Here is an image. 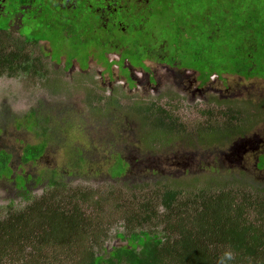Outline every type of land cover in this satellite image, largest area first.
<instances>
[{"label": "trees", "instance_id": "16d2710c", "mask_svg": "<svg viewBox=\"0 0 264 264\" xmlns=\"http://www.w3.org/2000/svg\"><path fill=\"white\" fill-rule=\"evenodd\" d=\"M41 3L53 22L46 26L37 18L30 20L38 21L41 29L56 30L50 37L55 41L62 29L56 28L62 22L63 13L58 12L64 8L53 0ZM187 3L188 0L131 2L127 30L135 33L138 41L126 46L136 49L137 60L165 57L169 64L201 70L206 79L213 73L264 78V11L259 0H206L183 8ZM71 15L77 18L73 28L79 33L87 32L94 22L87 16L81 21L78 6ZM148 19L158 21L156 31L148 26L130 27L134 22L147 25ZM43 33L40 39H45ZM112 33L111 44L120 46L125 42L124 31L114 27ZM40 39L23 38L0 26V76L28 73L37 74L45 82L51 79L54 70L38 47ZM140 40L146 41L139 45ZM238 110L229 117L241 126L250 121L253 113L247 108ZM35 112L29 110L19 124L27 122L32 127L37 120ZM155 112L159 113L158 131L143 134L146 146L152 144L151 147L170 141L169 135L175 132L164 131L166 123L171 122L169 108L157 106ZM220 137L217 131L207 132L202 143L209 145ZM44 146V142L26 144L22 159H35ZM9 159L10 154L0 149V176L10 174ZM114 161L111 167L116 164L117 171L111 176L116 178L125 173L127 163L120 157ZM197 180L200 178L189 182L155 181L149 187L144 182L124 185L121 187L126 196L122 200V196L113 195V186L99 192L70 187L61 178H49L41 195L22 193L21 207L0 205V264H221L222 258L225 264H264V192L241 180L212 178L196 186ZM107 206L114 213L104 211ZM159 207L161 212L157 211ZM113 214L124 218L128 236L117 234L125 244L108 250L102 246L107 234L103 219ZM154 219L162 222V232L135 228ZM98 242L101 251L97 250ZM226 252L231 254L230 259L224 257Z\"/></svg>", "mask_w": 264, "mask_h": 264}, {"label": "rangeland", "instance_id": "374dc122", "mask_svg": "<svg viewBox=\"0 0 264 264\" xmlns=\"http://www.w3.org/2000/svg\"><path fill=\"white\" fill-rule=\"evenodd\" d=\"M20 1L18 0V2ZM37 1L41 3V0ZM205 1L188 0L183 8L195 7ZM259 1L264 11V0ZM5 10H11V5L8 2H5ZM156 23H158L156 19H148L147 25L145 23H141V25L156 31L158 29ZM0 26L7 29L6 24L0 23ZM138 26L139 24L136 25V22L130 25L132 28ZM18 30L23 38L27 37L28 39H40L44 36L43 32L46 33L44 38L50 39L51 32H56L50 28H47V31L41 29L39 22L35 19L24 23ZM124 37L125 42L130 45H134L135 41H138L136 34ZM51 39L52 45L56 47L54 39ZM144 41L146 40H140L139 43ZM38 45L42 53L45 54L44 47H41L39 43ZM130 48L133 47H129V50H132ZM109 59H114V56L110 55ZM213 59H217V56H213ZM148 63L160 82L163 73L168 76L170 82L162 83L156 91L148 92L147 87L143 86L144 88H142L141 86L136 92L130 94L126 89L124 101L142 102L148 100V103L157 101L163 107L173 111L175 117H181V114L187 115L189 112L191 115L194 109L188 107L182 98L183 94L177 92L180 88L177 84L180 83L178 72L176 70L167 71L152 62ZM93 66L96 65L93 64ZM48 68L51 70L50 66ZM112 70L116 72L115 65L112 66ZM38 77L37 74L29 75L28 73L14 77L0 76V149H5L12 154L10 166L14 171L18 170L19 173L27 171L28 174L33 175L32 179H39L40 185L28 184L27 190L30 196L37 197L44 192L48 185L47 178H61L70 187L93 188L99 192H105L108 187L113 186V195L122 196V200L125 199L126 193L121 186H132L144 182L149 187L150 182H165L172 179L189 182L193 178H200L194 182L197 183L196 186L203 180L212 178L225 180V182L241 180L243 183H252L255 189L264 192V166L260 168V171L256 169L260 164L254 167V159H248L251 149L239 161H230V157L224 155L228 152L229 147L239 148L244 140L238 139L240 141L238 144L231 142L229 145L212 151V147L202 149L188 146L187 143L193 137V131H175L173 134H168L172 136L170 141L162 140L161 145L163 146L160 144H156L154 147H151L152 144L146 146L145 137L142 135L143 131H115V127L118 129L124 127L123 116L113 120L108 119L106 115L97 117L96 114H99L100 111L92 110L90 105L93 103L88 98L106 95L102 85L86 83L87 86H84L73 79L69 80L68 75L65 74H62L61 79L54 74L47 82ZM181 79H184L183 75ZM227 80L230 88L242 90V95L235 101L240 104L241 109L247 108L250 112H254L261 106L264 101L263 79L240 80L233 75L229 76ZM51 88H55L56 91H51ZM173 91L177 93V97L164 98ZM153 97L158 99L153 100ZM95 100L94 102L97 104L95 107H100V101ZM202 107L216 109L218 116L216 121L223 123L227 120L223 113L224 108L212 103L201 104L197 108ZM29 110L36 111L35 124L32 127L27 122L20 125L24 114ZM253 114L259 118V121L253 125V131L258 137H264V131H262L264 129V113L262 115ZM133 122L135 121L133 120ZM236 123L238 124L237 121ZM256 139L257 137L248 138L245 146L248 148L249 145L256 142ZM39 142L45 143L40 157L35 161L19 164L18 157L21 156L22 147L26 144ZM256 151L258 150H254L252 154H255ZM219 156H221V160H219ZM115 157H120L127 163V169L121 177L119 176L120 178L111 176L117 171L116 164L111 167L115 162ZM117 162L118 160L115 163ZM10 179L9 175L0 177V205L13 204L14 207L19 208L24 204V198L17 195ZM112 204L111 202L110 205ZM162 210V207H159L157 211L161 212ZM85 211L91 213L87 208ZM104 211L113 212L111 206L104 208ZM103 222H106L107 234L102 246L109 250L111 247L125 244V239L117 236L119 233L128 236L124 218L120 214H113L105 217ZM135 228L150 232H162L163 225L162 222L160 224V220L154 219L151 222L150 220L144 221L142 225H137ZM96 246L97 250L101 251V242H98Z\"/></svg>", "mask_w": 264, "mask_h": 264}, {"label": "flooded vegetation", "instance_id": "af4514ba", "mask_svg": "<svg viewBox=\"0 0 264 264\" xmlns=\"http://www.w3.org/2000/svg\"><path fill=\"white\" fill-rule=\"evenodd\" d=\"M132 1L135 2L136 0H53L54 4L56 3L58 6L64 8L58 12L63 13L60 15L62 22H60V25L56 24V28H62V32L57 34L54 43L56 47L52 45L50 39H40L38 41L44 47L45 55L51 62L50 65L54 70L52 74H56L60 79L62 78V74L68 75L69 80L73 79L84 86H87L86 83L102 85L106 95L88 98L93 103L90 105L92 110L94 109L95 112L100 111L99 114H96L97 117L106 115L108 119L113 120L123 116L122 124L124 123V127L120 129L115 127V131H143V135L144 131H158L156 128V120L159 117V113L155 112V110L157 106H163L157 101H150L148 103V100L142 102L134 100L132 102H125V90L127 89L132 94L142 86V88L147 87L148 92L152 90L156 91L157 87L162 83L170 82L165 73H163L162 81L160 82L156 78L154 70L148 65V62H152L167 71L176 70L180 82L177 83L180 87L177 92L183 94L182 98L185 104L194 110L191 115L189 112L187 115L181 114V117H175L173 111H170L169 117L171 118V122L166 123L168 127L164 131H193V137L187 143L188 146L202 149L212 147V151H216L221 146L224 147L231 142L233 143L238 139H242L244 142L241 145V154H238L236 150L229 147L228 152L224 155L230 157V161H239L251 149L248 159H254V167L260 164L256 168L260 171V168L264 166V137H258L253 131V125L259 121V118L253 116V114L251 115L250 121L246 124L241 123V126H237L236 119L230 118L231 113L236 114L237 111H240L238 109H241L240 104L235 103V101L242 95V90L240 88H230L227 79L233 75L240 80L245 78L237 74L213 73L206 79L201 70L180 67L175 63L169 64L165 61V57H143L137 60L135 54L136 49L130 48L132 50H129L126 42L120 46L115 43L111 44L110 40L114 38V33H110L114 27L124 31L128 36L135 34L127 30L128 26L126 22L130 19L128 17L129 11L127 10L133 4H131ZM145 1L147 2V0ZM5 2L11 5V10H5ZM51 6L52 4H50ZM75 6H78L80 12H82V15H80L82 16L81 21L85 20L84 16H87L90 21L94 18V22L87 28V32L79 33L73 28L74 22L77 21V18L71 15ZM92 7H94L98 15L95 16ZM44 11L45 8L42 3H38L37 0H21L20 2L18 0H0V23L7 25L6 30L21 35L18 29L24 23H28L31 18L41 20V24L46 26L50 25V21L53 22V19L47 16V12ZM65 16L69 19L65 20ZM139 28L142 29L141 24L136 27V29ZM121 38L122 36L119 39ZM139 45H142L141 42ZM110 55H113L114 59H109ZM93 64L96 66H93ZM114 65L116 66V72L112 70V66ZM182 75L183 80L181 79ZM212 75H214V78L211 79ZM255 78L264 80L261 77ZM53 91H56V89L54 88ZM171 94L174 95L171 96ZM176 95L177 93L173 91L172 93H168L164 98H175L177 97ZM94 99H96L95 101H100V107H95L97 104H95ZM156 99L158 98L153 97V100ZM206 103H212L213 105L224 108L223 113L227 120L223 123L216 121L218 120L216 109H205V107L197 108L201 104L204 105ZM251 113L262 115L264 113V101H262L261 106L256 111ZM219 114L222 115L221 113ZM152 125L154 127L150 128L149 126ZM212 131H217L221 134V137L214 139L209 145H204L202 142L205 133ZM251 133L253 135H250ZM251 137H257L256 142L247 148L245 146L246 142ZM251 142L253 143L252 140ZM254 150L258 151L252 154ZM39 157L40 155L33 160H23L21 153V156L18 157V162L23 165L30 161H35ZM12 158L13 156L10 154L8 162L11 171L9 174L11 177L10 181L17 195L22 197V193L28 191L29 183L40 185V181L39 179H32L33 175L28 174L27 171L22 173H19L18 170L14 171L10 166ZM219 160H221V156H219ZM262 160L263 163L261 162ZM18 168L20 169L19 166ZM3 176L6 175H1L0 177L3 178ZM47 179L49 180V178Z\"/></svg>", "mask_w": 264, "mask_h": 264}, {"label": "water", "instance_id": "95a60500", "mask_svg": "<svg viewBox=\"0 0 264 264\" xmlns=\"http://www.w3.org/2000/svg\"><path fill=\"white\" fill-rule=\"evenodd\" d=\"M238 142H240V141L237 140L234 143L238 144ZM232 149L233 150H236L238 154H241L242 153V146H240L239 148H237V147L234 146V147H232Z\"/></svg>", "mask_w": 264, "mask_h": 264}, {"label": "clouds", "instance_id": "9594fccd", "mask_svg": "<svg viewBox=\"0 0 264 264\" xmlns=\"http://www.w3.org/2000/svg\"><path fill=\"white\" fill-rule=\"evenodd\" d=\"M224 257L227 258V259H230L231 258V254L226 252L224 254ZM221 264H225L224 258L221 259Z\"/></svg>", "mask_w": 264, "mask_h": 264}]
</instances>
